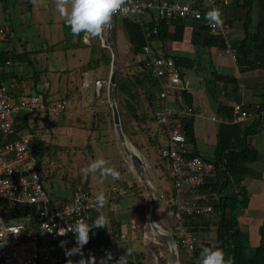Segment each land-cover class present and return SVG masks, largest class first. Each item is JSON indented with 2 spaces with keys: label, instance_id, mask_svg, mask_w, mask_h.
I'll return each instance as SVG.
<instances>
[{
  "label": "built area",
  "instance_id": "1",
  "mask_svg": "<svg viewBox=\"0 0 264 264\" xmlns=\"http://www.w3.org/2000/svg\"><path fill=\"white\" fill-rule=\"evenodd\" d=\"M231 0H131V5L138 6L140 12L132 14L141 20L144 44L135 55L137 62L150 71L157 84L158 95L153 118L162 128L164 144L159 150V157L168 163L171 183L165 188L167 194L155 192L156 200H167L171 210L176 251L187 259L193 258L194 251L202 247H215L214 240L200 237L193 230L197 218L212 213V205L207 201L208 194L201 193L200 187L206 178L215 173L212 161L200 155L189 153L187 136L182 130V118L204 116L205 111L185 101L184 93L189 89V82L181 69L176 66L175 57L163 53L157 54L151 47L152 35L158 34L159 22L172 27L174 20L199 22L204 24L212 36H220L224 41L222 51L236 61L237 50L228 37L229 24L221 28L210 26L205 14L211 8L226 7ZM221 11V9H220ZM222 12V11H221ZM131 14V13H130ZM119 16V15H118ZM126 17V16H121ZM155 21L150 25L149 22ZM5 39V29L0 26V41ZM105 46L104 39H99ZM8 61L0 63V264H65V248L61 241H67L66 247L76 245L75 235L68 232L58 235L61 229L70 228L77 220L92 222L101 213L107 216L114 211L113 201L118 199L124 188L113 186L105 194L107 202L103 208L96 204V196L89 189L77 184L68 200L51 202L41 180V167L37 147L34 143L46 142V135L40 129L16 128L14 118L27 109H45L53 118L62 116L67 107L64 99H54L46 104L35 93L18 94L11 90V85L1 76L6 71ZM102 78L92 79L84 72L81 87H91L99 91L106 87ZM233 122L244 123L264 116V109H250L240 103L233 105ZM212 120L222 121L220 117L211 116ZM215 199L217 197L214 194ZM79 196V203L76 198ZM27 208L23 211L21 208ZM73 209H76L75 211ZM17 213L19 215H17ZM108 218V216H107ZM193 225V226H192ZM129 227L135 229L132 220ZM95 230V228L93 229ZM92 230V231H93ZM92 245L94 239L90 232ZM124 239L121 233L115 240ZM95 255L110 252L116 256L115 246L110 249L94 246Z\"/></svg>",
  "mask_w": 264,
  "mask_h": 264
},
{
  "label": "rangeland",
  "instance_id": "2",
  "mask_svg": "<svg viewBox=\"0 0 264 264\" xmlns=\"http://www.w3.org/2000/svg\"><path fill=\"white\" fill-rule=\"evenodd\" d=\"M233 1L234 0H231L230 5L226 7H220L224 23H228L230 27L227 34L230 41L239 39L243 36L242 21L246 11L239 8H233L231 11L230 9ZM251 14L252 23L250 30L253 32L256 30L257 23L264 17V0H254ZM123 18L129 23L130 30H128V35L125 37L126 40L129 41L130 48L128 49L122 44L116 45L118 52L117 70H120L122 75L129 76L134 74L138 68L136 59L131 52V46L142 42L144 39L140 22L144 18L140 17L139 22L137 21V17L132 14ZM116 19L114 36L118 33V27L123 26V19L118 15ZM62 21L64 20L60 17L56 9L55 0H39L37 4H33L32 0H5V2L0 0V26L5 29V39L0 41V50L40 52L41 55L37 57L39 61H36L32 57V55H36V52L32 53L31 57L34 59L37 69L42 70L40 80L52 82L53 86L57 89H53V93L51 92L52 94H50L53 95V97H59V94H64L69 91V94H67L68 108L50 127L45 126L43 121L44 115L47 112L45 109H27L22 113L31 121L30 126L43 131L46 135V144L50 146L49 150L46 151L43 156L41 166V180L45 186L46 192L53 201L61 203L70 198L73 186L78 183V181L79 183L85 182L86 178H88V188L94 194H99L101 192L107 194L111 187L121 185L124 191L122 194L118 195V199L114 203V211L107 213L108 220L113 219L114 221H119L124 226L127 224L128 227L133 220L135 225L134 229L135 231L137 230L139 238L137 243H135L136 245L132 243L134 246L130 248H128V245L125 244L124 241H118L117 248L119 247V251L115 249L116 258H112L119 260L121 256L127 254V251H130V254L126 257L128 264H157L160 258L165 260L166 264H169L167 242L151 230L147 221V215L137 218L134 214V208L137 205L146 207L148 214L149 198L144 186L125 161L127 154L124 156L120 149L119 140L113 128L112 114L111 118L106 115L108 111L111 112L107 101L106 88L102 89V92H100V90L96 91L92 87L90 89L82 88L80 84L82 72L84 71H80L78 76L73 77V68L67 65L71 62L69 55L73 48L69 49L67 47L68 44L64 40ZM193 29L194 28L189 26L181 41L169 39L166 41L153 40V45H164L162 50L158 49V51L161 52L166 49L172 52V54L180 56L197 55L200 68H202L200 72L205 71L208 74L209 71L213 69L210 54L215 55L217 48L214 46L205 47L202 44L200 45L198 41L192 42L191 32ZM117 35L119 36V34ZM94 40L93 43L95 45L99 44L104 47L99 39ZM99 57L100 53L96 54L95 58ZM44 58H47V63ZM44 65H47L48 69H52L49 71L52 74L47 73L48 71L44 69ZM20 68L32 71L34 66L28 65L27 61H24L20 66H11L10 70L16 71ZM45 71H47L46 74L44 73ZM109 71L110 64H103L102 62L93 70H88L92 79L102 78L106 82L108 80ZM226 71L235 74L234 66H227ZM44 84H46V82ZM46 87H48V84H46ZM46 87H42L41 89L48 91L50 87L48 90ZM137 101L140 102L141 107L146 108L144 95H138ZM117 106L123 109V103H117ZM147 109L149 115L152 117L151 110L149 108ZM124 113L126 114L125 111ZM96 114H99V116ZM126 115L132 123L131 126L133 130L136 131L134 137L137 144H134L131 138L126 133L125 134L141 153L147 166V172L154 191L167 194L165 187L163 188L164 185H159L160 182L156 181L159 178L157 179L153 168L155 163L152 158L156 157V159L160 160V158L157 157L158 151L157 149H155V151L154 149L151 150V152L153 151L156 153V156L155 153L151 155V152H148L147 146L151 145L149 139L152 138V136L144 131L146 127L147 130L152 132L157 131V141L163 145L164 136L162 134V129L154 120H149L144 127L136 123L130 115ZM50 118L54 119L52 116H50ZM209 125V128H211L213 132V126L211 124ZM209 134L207 130V134L202 133V135L196 139L198 148H200L206 156H211L210 154L215 148L213 147L214 145L212 146V143L207 142ZM240 136L241 132L238 133L237 138H240ZM249 141L253 142L258 151L264 155V129H260L256 135H249ZM217 142L220 143L219 141ZM139 145H142V147L139 148ZM263 155H261V160L255 166V170H257L256 172L259 177L261 174L264 176ZM100 158L109 161V165L120 173L119 179H113L111 176L107 179H103L98 173L88 174L82 171V169L86 168L92 161ZM131 165L132 164H130V166ZM136 182H138L140 192L138 188L135 187H131L132 190L130 191L126 190L130 185H135ZM260 190L264 193V186ZM214 197L215 195L209 194L207 201ZM258 200L259 199H256V201L254 200L252 207L248 210L242 208L238 216L239 228L246 232V241L249 248H254L257 245L256 229L259 235V226L264 221V201ZM170 210V203L167 200H156L154 213L155 221L163 229L173 233L172 219L168 214ZM214 219L215 217L208 221V223H206L207 225L200 223V229H211L212 238H214L213 240L215 241L216 233L214 231L216 226L213 222ZM197 220H199V218H197L196 221ZM129 229L131 228L129 227ZM133 249H135L136 254L139 253L138 250L143 251L142 254L144 259L137 261L135 258L136 254L131 253ZM196 251H194L193 258L190 259L189 264H198L199 258L195 255ZM181 256L182 259H187L184 255L181 254ZM96 257L101 259L105 258L106 255ZM177 261L178 264H183L181 260L179 261L178 254ZM108 264H116V260L111 263L108 262Z\"/></svg>",
  "mask_w": 264,
  "mask_h": 264
},
{
  "label": "trees",
  "instance_id": "3",
  "mask_svg": "<svg viewBox=\"0 0 264 264\" xmlns=\"http://www.w3.org/2000/svg\"><path fill=\"white\" fill-rule=\"evenodd\" d=\"M5 2V0H1ZM28 1V0H25ZM254 6V0H234L231 11L233 8H239L246 10L244 13L242 28H243V36L239 39L232 40L231 43L235 46L237 50V58L246 59V62L249 63V66H257L260 64L261 67L264 68V58L262 59V54L264 55V17L260 20L256 25V30L251 31L250 26L252 23V9ZM121 17V16H119ZM230 17V14H229ZM123 27L125 28V32L128 35L129 23L121 17ZM115 21H117L116 16L114 17ZM155 21L149 22L150 25L154 24ZM116 25V24H115ZM191 26L194 28L192 30V42L202 41V44L205 47L216 46L220 49L224 47V41L220 36H212L208 33V29L204 24H200L199 22H190V21H178L174 20L172 22V27H168L164 22H159L158 34L152 35L151 47L154 52L157 54L163 53L166 55H171L175 57L176 66H178L181 71L182 67L187 66V62H191L187 57L179 56L176 54L167 53L165 51H158L162 46H154L153 42L157 40L166 41L167 39L173 41H181L185 30L187 27ZM62 28L64 32V40L68 44L67 47L70 48H79V47H87L90 49V58L81 67V71L93 70L98 67L100 62L110 64L111 55L110 51L107 47H102L99 44L95 45L92 39L89 43H83V36H73L71 34L70 28L66 26L64 21H62ZM115 38V36H114ZM154 40V41H153ZM144 44V39L142 42L137 43L134 46H131V52L133 56L140 51V48ZM38 51H29L24 50L23 52H17L14 50H0V63H4V61H8L9 66H20L24 61H27V64L30 66H34L32 71H27L24 69H17L5 71L1 78L3 81L9 83L11 85V90L18 94H27V93H35L42 97L43 101L48 104L50 101L54 99H64L68 103V95L69 91L64 94H59V97L53 98V95L49 93V91H44L39 88V85L43 84L41 81V72L42 70H38L35 66V61L31 57V54ZM100 53L99 58H95L96 54ZM258 62V63H257ZM261 62V63H259ZM137 69L134 74L129 76L122 75L120 70H117L116 73V99L117 103H123L122 107L118 108L121 125L124 133H126L134 144H137L134 135L136 131L133 130L131 126V122L129 121L126 114L130 115L133 120L136 121L140 126H146V123L149 120H154L153 118V110L156 107V100L158 95L157 84L152 78L150 71L143 66V63L137 62ZM84 72H82L84 74ZM183 73V72H182ZM82 74V76H83ZM105 87L100 89L102 92ZM48 90V89H47ZM144 95L146 100V108L140 106V102L137 101L138 95ZM185 101L191 104L188 98L187 92L184 93ZM68 108V104L66 109ZM149 108L152 112V117L148 113ZM246 108H249L246 106ZM259 108L264 109V99L260 103ZM125 109V110H124ZM126 112V114L124 113ZM63 115V114H62ZM97 115V114H96ZM111 118V112L108 111L106 113ZM50 114L46 112L44 115V124L47 127H50L52 123L59 119L50 118ZM99 116V114L97 115ZM30 120L28 117L22 113L18 114L14 118V126L18 128H26L33 129V126H30ZM182 130L185 132L187 136L188 144H194L195 137L193 131V118H182ZM261 118L257 117L252 122L242 125L241 128V136L235 141V143L230 144H221L217 143L215 146L214 152L211 156L206 157L208 160L212 161L215 165V173L206 178L205 183L200 187L201 193L206 194H216L217 197L215 199H209V203L212 205L213 211L209 215H204L199 217L194 223L193 230L197 231L198 226L201 224H206L213 217V220L216 229V237H215V247H219L223 249L227 257H231L233 259L234 264H264V221L259 226V241L254 248H249L247 244V234L242 229L239 228L238 216L239 212L242 208H245L249 201V194L247 189L241 185V181L245 176H254L259 177L258 173L250 166V164L256 161L258 157V152L255 148H253L249 141V135H253L257 133L261 129ZM147 128V127H146ZM144 129L146 131L147 129ZM161 128V127H160ZM162 129V128H161ZM158 136V133H156ZM150 138L149 141L151 145L155 146L156 149L162 147L161 144L157 141V137ZM245 135V136H244ZM150 137V136H149ZM34 147H37L39 153V162L38 166H42L43 156L46 151L49 150L50 146L46 144V142H37L34 143ZM142 145H139V148ZM199 155L197 152L193 150L189 153V155ZM77 184H81L84 188H88V178H86L83 183H76L72 189L75 188ZM128 187V186H127ZM131 187L138 188V182L126 188V190H132ZM45 188V186H44ZM46 190V189H45ZM72 191V190H71ZM140 192V191H139ZM208 194V195H209ZM51 202H54L51 199ZM117 200L113 201L116 202ZM23 211H28L25 207L21 208ZM134 214L137 218L144 217L147 215V208L142 205H137L134 208ZM17 215H19L17 213ZM115 219V218H114ZM106 228H95L92 233L94 239L91 244H86L83 248L84 258H90L94 256L96 258L97 264L100 262V258H97L95 255L94 246L98 247H106L110 249L115 243L114 238L116 234L120 233L121 223L119 221H114L113 219L108 220ZM199 223V224H198ZM207 225V224H206ZM137 232V230H136ZM138 235V232H137ZM139 236V235H138ZM76 245L68 246V248H73ZM201 250V249H200ZM131 253H135V250H131ZM182 254V253H181ZM180 252H178V259L181 260L183 264H189L190 259H182ZM183 255V254H182ZM137 260H142L143 254L140 251L135 255ZM116 258V257H115ZM142 258V259H141ZM71 259L73 264H76L77 261L81 259L80 255H74L71 257L65 258V264H67L68 260ZM117 261V259L110 260ZM157 264H166L165 260L159 259Z\"/></svg>",
  "mask_w": 264,
  "mask_h": 264
},
{
  "label": "crops",
  "instance_id": "4",
  "mask_svg": "<svg viewBox=\"0 0 264 264\" xmlns=\"http://www.w3.org/2000/svg\"><path fill=\"white\" fill-rule=\"evenodd\" d=\"M117 30H118L117 34H119V36L117 34L115 35L116 45L122 44V45H125L129 49L130 48L129 41L126 40L127 34L123 26H119ZM83 43H85L84 40H83ZM198 43L201 45L202 41H198ZM163 47L164 46H162V48ZM214 47L217 48V52L215 55L210 54L211 65L213 69L209 71L208 74L205 71L200 72L202 68H200V62H199L197 55H192V56L181 55L183 57L184 56L187 57L191 61L189 63L187 62V66L182 67V72L185 78L187 79V81L189 82V89L187 91L188 98L190 99L189 102L195 105L198 109H203L205 111L204 116H195L193 118V131H194L195 141H194V144H190L189 147L191 150H193L194 152H197L200 156L205 157V158L209 155L207 156L204 155L203 151H201L200 148H198L196 144V139L199 136H201L202 133L207 134V130H208L210 134L208 136L207 142L212 143V146L214 145L213 147L217 145L218 143L217 141H219L221 144L235 143V141L239 139L237 138V136H238V133L241 132L240 127L244 124L252 122L254 119L248 120L244 123L233 122V114H234L233 105L236 103H240L244 107L247 106L250 109H255L260 106V103L264 99V68L261 67L260 64H257V66L256 65L249 66V63L246 62V59L244 58H240L236 61H233L229 56H227L222 51V49L216 46ZM164 51L172 54V52L166 49H164ZM39 55H41L40 52H36V55L35 56L32 55V57L36 61H39L37 58ZM261 56L263 59L264 55L262 54ZM69 57H70L71 62L68 63L67 65L73 68V77H76L79 75V72L81 71V67L84 64H86V62L89 60L90 49L89 47L73 48ZM46 59L47 58H44L45 62H46ZM227 66H234L235 74H233L232 72L226 71ZM10 67L11 66H9L6 70L9 71ZM44 69L48 71V72L45 71L44 72L45 74L46 72L48 74L51 73L49 71L52 69L51 68L48 69L47 65H44ZM85 72L90 74V72L88 71H85ZM45 82L46 84H48V87H46V84H44ZM39 86H40L39 88L46 87L47 89L50 87V89L48 90L49 93H51L53 89L57 90L55 86H53L52 82L50 81L43 80V84ZM79 88H80V85H79ZM211 116L220 117L222 121L219 122L218 120H212ZM260 118H261L260 125H261V130H262L264 129V116H261ZM209 124L213 126V130H214L213 132L211 128H209L210 127ZM146 132L148 135L154 138L157 131L152 132L150 130H146ZM257 133L253 135H256ZM250 144L258 152V157L256 161L250 164V166L255 170V166L261 160L262 158L261 155L263 154H261L258 151L256 145L253 144V142H250ZM147 148H148V152L150 153L151 150L153 149L155 151L157 147L155 148V146L153 145H148ZM157 151H158L157 157H159V149H157ZM213 152L214 150L212 151L210 155H212ZM153 153L155 152L152 151L151 155H153ZM155 156H156V153H155ZM126 159L131 160L129 155H127ZM152 159L155 163L153 165V168H154L156 177L157 179L159 178L156 181L160 182L159 185L163 184L164 185L163 188L164 187L168 188L171 183L168 163L161 158L160 160L156 159V157H153ZM130 164L131 162L128 164V166L129 168H132V165L130 166ZM241 185H243L247 189L248 194H249V201H248L247 206L243 208L244 210L245 209L248 210L249 208H251L252 203L254 202V200L256 201V199H259L258 201H262V200L264 201V193L263 191L260 190L264 186V176L262 174L260 177L245 176L241 181ZM120 233L123 234L125 238L124 239L117 238L116 240L114 238V243H115L114 246L117 251H119V247L117 248L118 241L120 242L124 241V243L128 245V248L134 246V244L137 243L139 236H137V233L135 230L132 231L131 229H129L127 224L124 226L121 223ZM196 233H198L200 237L208 238L210 240L214 239L212 238L211 229H200V225L198 226ZM256 236H257L256 238L257 241H259V235H258L257 229H256ZM140 251L141 250H138V252ZM200 251L201 250L196 251L195 255L197 258H199ZM137 261H141V260H137Z\"/></svg>",
  "mask_w": 264,
  "mask_h": 264
},
{
  "label": "clouds",
  "instance_id": "5",
  "mask_svg": "<svg viewBox=\"0 0 264 264\" xmlns=\"http://www.w3.org/2000/svg\"><path fill=\"white\" fill-rule=\"evenodd\" d=\"M32 2L37 4L39 0H32ZM55 4L60 17L64 20L66 26L70 28L71 34L73 36L82 35L85 43H89L92 39L104 38L110 31L115 16H128L130 13L138 14L140 12L138 6H130L131 0H55ZM222 17L223 14L218 8H211L205 14V19L214 29L223 26L224 20ZM82 171L88 174L98 173L103 179H107L109 176L113 179L120 178V173L109 165V161L103 158L92 161ZM79 199V196H77V204ZM106 202L107 197L103 192L96 196V204L99 208H103ZM108 223L107 216L101 213L92 224L80 219L70 228L61 229L57 233L58 235L63 236L71 232L75 235L76 241V246L70 249L66 247L67 241L60 242V246L65 248V255L67 257L80 255L81 259L76 264H97L94 256L84 258L83 248L90 241V232L94 228H106ZM129 254L130 251H127V254L121 256L116 264H128L126 257ZM110 260H112V254L108 252L105 258H101L99 264H108ZM67 264H73V261L69 259ZM198 264H234V262L230 256L226 258L225 252L219 247H202Z\"/></svg>",
  "mask_w": 264,
  "mask_h": 264
},
{
  "label": "water",
  "instance_id": "6",
  "mask_svg": "<svg viewBox=\"0 0 264 264\" xmlns=\"http://www.w3.org/2000/svg\"><path fill=\"white\" fill-rule=\"evenodd\" d=\"M114 28L115 19H113L110 31L103 38L105 46L110 50L111 54L110 71L105 88L107 101L112 114L113 128L119 142L124 147L127 155H129L131 158L132 168L130 169L135 173L138 180L144 186L146 194L149 198V208L147 214L148 224L154 233H156L159 237L167 242L169 250V264H178L175 237L172 235V233L163 229L159 224H157L154 219L156 197L153 185L147 172V166L137 147L128 139L122 129L120 114L116 102V73L118 68V52L115 44Z\"/></svg>",
  "mask_w": 264,
  "mask_h": 264
},
{
  "label": "bare ground",
  "instance_id": "7",
  "mask_svg": "<svg viewBox=\"0 0 264 264\" xmlns=\"http://www.w3.org/2000/svg\"><path fill=\"white\" fill-rule=\"evenodd\" d=\"M119 145H120V149H121V151H122V153H123V155L125 156L127 153L125 152V150H124V147L122 146V144L119 142ZM128 164L130 163V159H126L125 160ZM132 164V163H131ZM156 234V233H155ZM158 236V235H157Z\"/></svg>",
  "mask_w": 264,
  "mask_h": 264
}]
</instances>
